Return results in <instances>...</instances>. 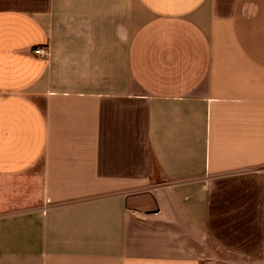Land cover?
Returning a JSON list of instances; mask_svg holds the SVG:
<instances>
[{"label":"crops","instance_id":"obj_1","mask_svg":"<svg viewBox=\"0 0 264 264\" xmlns=\"http://www.w3.org/2000/svg\"><path fill=\"white\" fill-rule=\"evenodd\" d=\"M178 1L0 0V264L264 263V0Z\"/></svg>","mask_w":264,"mask_h":264},{"label":"rangeland","instance_id":"obj_2","mask_svg":"<svg viewBox=\"0 0 264 264\" xmlns=\"http://www.w3.org/2000/svg\"><path fill=\"white\" fill-rule=\"evenodd\" d=\"M146 2L149 5H151L150 9L152 11H146L145 14H143V16L140 17L141 21L147 20L149 17H153L158 14H187L188 13V11L179 10L180 1L178 0H146ZM249 183H251V181ZM226 258L229 261L232 260V262H227L224 264H241L239 257H226ZM248 262H249L248 264H256L255 260H249Z\"/></svg>","mask_w":264,"mask_h":264},{"label":"built area","instance_id":"obj_3","mask_svg":"<svg viewBox=\"0 0 264 264\" xmlns=\"http://www.w3.org/2000/svg\"><path fill=\"white\" fill-rule=\"evenodd\" d=\"M34 54H36V55H44V51L42 50V49H37V50H35L34 51Z\"/></svg>","mask_w":264,"mask_h":264}]
</instances>
